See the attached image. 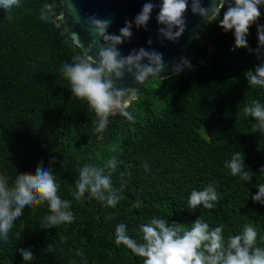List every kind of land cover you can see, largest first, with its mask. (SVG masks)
Masks as SVG:
<instances>
[{"label": "trees", "instance_id": "16d2710c", "mask_svg": "<svg viewBox=\"0 0 264 264\" xmlns=\"http://www.w3.org/2000/svg\"><path fill=\"white\" fill-rule=\"evenodd\" d=\"M61 9L0 0V264H264V0L106 118Z\"/></svg>", "mask_w": 264, "mask_h": 264}, {"label": "water", "instance_id": "95a60500", "mask_svg": "<svg viewBox=\"0 0 264 264\" xmlns=\"http://www.w3.org/2000/svg\"><path fill=\"white\" fill-rule=\"evenodd\" d=\"M58 19L102 73V94L128 107L148 79L189 63L202 28L223 0H60Z\"/></svg>", "mask_w": 264, "mask_h": 264}, {"label": "clouds", "instance_id": "9594fccd", "mask_svg": "<svg viewBox=\"0 0 264 264\" xmlns=\"http://www.w3.org/2000/svg\"><path fill=\"white\" fill-rule=\"evenodd\" d=\"M104 96V95H103ZM105 97V96H104ZM123 108L122 105L111 101L110 99L105 97V101H104V116L105 118L108 117L111 114H114L117 110H119L120 108ZM106 108H108V110H105ZM124 109V108H123Z\"/></svg>", "mask_w": 264, "mask_h": 264}, {"label": "rangeland", "instance_id": "374dc122", "mask_svg": "<svg viewBox=\"0 0 264 264\" xmlns=\"http://www.w3.org/2000/svg\"><path fill=\"white\" fill-rule=\"evenodd\" d=\"M201 42L204 44H208L210 42V38L205 37V38L201 39ZM151 82H155L154 79H151Z\"/></svg>", "mask_w": 264, "mask_h": 264}, {"label": "built area", "instance_id": "2783aa9c", "mask_svg": "<svg viewBox=\"0 0 264 264\" xmlns=\"http://www.w3.org/2000/svg\"><path fill=\"white\" fill-rule=\"evenodd\" d=\"M105 110H108V108H106Z\"/></svg>", "mask_w": 264, "mask_h": 264}]
</instances>
